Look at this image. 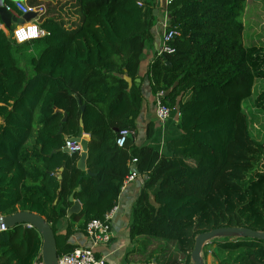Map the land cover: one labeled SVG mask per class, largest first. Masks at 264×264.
I'll return each mask as SVG.
<instances>
[{
  "label": "trees",
  "instance_id": "obj_1",
  "mask_svg": "<svg viewBox=\"0 0 264 264\" xmlns=\"http://www.w3.org/2000/svg\"><path fill=\"white\" fill-rule=\"evenodd\" d=\"M157 1L74 0L78 21L52 15L48 2L47 36L24 45L0 28V215L45 219L59 256L77 248L58 235L71 198L82 204L72 225L81 221L86 232L116 207L133 165L144 179L129 230L140 264H179L178 254L194 264L197 237L216 229L264 233V144L251 137L243 107L264 80V50L244 44L247 0L169 6V29L180 32L170 44L175 52L157 54L147 70L153 95L164 91L179 115L181 134L167 139L166 153L136 145L145 98L124 79L139 78L155 42ZM35 47L37 56L24 54ZM258 99L264 108V93ZM82 118L92 175L78 169V154L64 151ZM121 130L133 133L124 148L116 144ZM146 135L156 139L155 124ZM42 246L34 228L0 232V264H43ZM206 246H214L216 264H264V241L221 238ZM207 256L203 250L204 264Z\"/></svg>",
  "mask_w": 264,
  "mask_h": 264
},
{
  "label": "crops",
  "instance_id": "obj_2",
  "mask_svg": "<svg viewBox=\"0 0 264 264\" xmlns=\"http://www.w3.org/2000/svg\"><path fill=\"white\" fill-rule=\"evenodd\" d=\"M9 1V0H7ZM18 1V0H15ZM23 1V0H19ZM27 5L31 6V2L29 0H24ZM38 4L35 6H41L46 9H49L47 6L48 2H52L53 10L52 15L56 17H63L64 19H73V16L77 18V14L74 12V9L71 8V1L74 0H52V1H44V0H36ZM165 0H158V12H157V23L154 27V36L155 42L152 46H149L145 51V56L143 62L141 64V69L139 72V78L133 81L132 87L135 85L136 87L141 88L142 95L145 98L143 110L141 115L137 120V132H136V145L139 147L150 145L158 148L162 151V153H166V141L169 137H177L179 136L180 130L178 129L179 117L178 114L172 113V118L168 121V123L162 127L158 124L155 115V96L153 95L151 84L149 79L147 78V70L149 65L152 63L153 59L158 54L160 50V37L162 35V25L163 22V12L162 5ZM68 4V5H67ZM47 18V16L45 17ZM17 25H14V28ZM140 81L137 82L136 81ZM130 87V88H132ZM177 111V110H175ZM149 123H153L158 130V135L156 139H148L146 135L147 127ZM83 138L90 142L89 135L84 133ZM61 178V177H60ZM143 183L139 180L135 182L133 185L123 188L121 194L119 196L117 202V211L115 213L114 219L112 221L113 230H114V239L107 245H97L95 246L93 241L88 237L85 231L79 230L80 222L75 221V225H72L73 220L70 218L73 215H79L82 211V204L80 201L74 199L71 201L72 206L68 211L67 219L62 222L58 227V235L60 237V243L63 245L66 240L69 244L74 245L75 247H83V248H93L98 257H104L107 260V264H127L129 261L132 263H139V260L142 258L138 252V248L136 247L137 241H131L130 238V224L132 217L133 207L139 198L142 192ZM75 202H79L81 205L80 211H70L74 208ZM1 216V215H0ZM78 220V219H76ZM68 229L70 230V235L68 236ZM66 237V238H65ZM140 264V263H139Z\"/></svg>",
  "mask_w": 264,
  "mask_h": 264
},
{
  "label": "built area",
  "instance_id": "obj_3",
  "mask_svg": "<svg viewBox=\"0 0 264 264\" xmlns=\"http://www.w3.org/2000/svg\"><path fill=\"white\" fill-rule=\"evenodd\" d=\"M174 0H165L162 5L163 22L162 35L160 37V50L158 55L168 54L171 55L175 51L171 48L170 44L178 37L180 32L178 30L169 29V6ZM141 5V4H140ZM7 12L11 13L17 18L33 12L37 14V18L31 22H26L22 25H17L12 32H10L3 23L0 24V28L13 39L17 45H24L33 41L40 40L47 36V32L42 29V19L47 15V9L41 6H29L25 1H15L13 5L5 4ZM30 26L37 28L36 35H30ZM21 29H23L21 31ZM21 33L24 35L21 36ZM166 93L161 91L155 95V115L158 124L164 127L168 121L172 118V109L167 106L165 101ZM179 117V115H178ZM133 133L129 130H121L118 134L116 144L119 148H124L129 136ZM64 149L69 151V154L83 153V146L81 143H77L72 139H67ZM139 175L136 172H132L124 182L123 188H127L137 182ZM117 207L107 213L102 220H93L87 225V235L93 241L94 245H107L114 239V230L112 221L114 219ZM28 229H33L31 225H26ZM7 229L5 226L1 227L0 232H4ZM59 264H107V260L104 257H98L93 248L77 247L72 253L59 256ZM154 264V263H153Z\"/></svg>",
  "mask_w": 264,
  "mask_h": 264
},
{
  "label": "water",
  "instance_id": "obj_4",
  "mask_svg": "<svg viewBox=\"0 0 264 264\" xmlns=\"http://www.w3.org/2000/svg\"><path fill=\"white\" fill-rule=\"evenodd\" d=\"M7 0H0V21L6 28L12 32L14 30V25H22L26 22H31L35 20L38 16L37 14L30 12L21 18H17L13 16L11 13L7 12L5 4ZM19 1V0H18ZM44 1H52V0H44ZM157 10L155 11V16H157ZM124 79L127 81L130 87L133 85V81L128 76H125ZM140 82L139 80L136 81ZM82 111H85V107L83 106ZM67 120V116L65 117L64 121ZM62 133V129L60 130ZM84 121L83 118L80 121V132L76 138H73L77 143H81L83 146V153L80 155V161L78 162V169L86 172L88 175H92L87 170V159L89 153V142L86 141L84 138ZM66 153H69L67 149L64 150ZM132 172H136L139 175V172L135 165L131 167ZM138 180L141 183H144V179L142 176L139 175ZM73 198H71V201ZM81 205L79 202H75L74 208L70 211H80ZM19 225H31L38 231L43 239V246H42V261L43 264H59V254H58V246L55 233L45 219L42 217L27 213V212H19L14 215L10 216H0V230L2 226L5 228L12 229ZM221 238H241V239H253L258 241H264V233L253 231L250 229H241V228H233V229H216L214 231L201 234L196 239V246L192 252V261L194 264H204L203 259V250L206 245L211 243L216 239ZM137 264V263H132Z\"/></svg>",
  "mask_w": 264,
  "mask_h": 264
},
{
  "label": "rangeland",
  "instance_id": "obj_5",
  "mask_svg": "<svg viewBox=\"0 0 264 264\" xmlns=\"http://www.w3.org/2000/svg\"><path fill=\"white\" fill-rule=\"evenodd\" d=\"M9 1L15 2V0ZM73 19L78 21V18L75 16H73ZM243 23L245 26V46L247 48L257 46L264 50V0H247ZM24 54L29 57L37 56L39 54V47H35L28 54ZM262 93H264V80H258L253 90V97L243 105L244 112L248 118L251 137L260 144H264V108L259 105L258 99ZM156 247L157 243H154L151 249L153 250ZM213 249L214 246H206L204 248V251L208 254L207 264H216L211 255ZM177 260L179 264H184L185 256L178 254Z\"/></svg>",
  "mask_w": 264,
  "mask_h": 264
},
{
  "label": "snow or ice",
  "instance_id": "obj_6",
  "mask_svg": "<svg viewBox=\"0 0 264 264\" xmlns=\"http://www.w3.org/2000/svg\"><path fill=\"white\" fill-rule=\"evenodd\" d=\"M29 34L30 35H36V30L35 29H29ZM24 34L21 33V36H23Z\"/></svg>",
  "mask_w": 264,
  "mask_h": 264
},
{
  "label": "clouds",
  "instance_id": "obj_7",
  "mask_svg": "<svg viewBox=\"0 0 264 264\" xmlns=\"http://www.w3.org/2000/svg\"><path fill=\"white\" fill-rule=\"evenodd\" d=\"M30 29H35L37 31V28L35 26H30ZM23 29H21L22 31Z\"/></svg>",
  "mask_w": 264,
  "mask_h": 264
}]
</instances>
